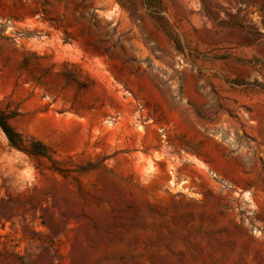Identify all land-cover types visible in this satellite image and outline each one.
Here are the masks:
<instances>
[{
    "label": "rangeland",
    "instance_id": "obj_1",
    "mask_svg": "<svg viewBox=\"0 0 264 264\" xmlns=\"http://www.w3.org/2000/svg\"><path fill=\"white\" fill-rule=\"evenodd\" d=\"M0 108V264H264V0H0Z\"/></svg>",
    "mask_w": 264,
    "mask_h": 264
},
{
    "label": "trees",
    "instance_id": "obj_2",
    "mask_svg": "<svg viewBox=\"0 0 264 264\" xmlns=\"http://www.w3.org/2000/svg\"><path fill=\"white\" fill-rule=\"evenodd\" d=\"M91 26H88L90 28ZM13 114L7 113L0 108V129L6 137L11 148L31 157H40L48 160L56 169L58 161L53 149L35 136L19 132L11 124Z\"/></svg>",
    "mask_w": 264,
    "mask_h": 264
}]
</instances>
